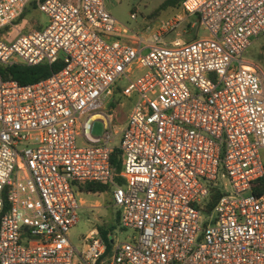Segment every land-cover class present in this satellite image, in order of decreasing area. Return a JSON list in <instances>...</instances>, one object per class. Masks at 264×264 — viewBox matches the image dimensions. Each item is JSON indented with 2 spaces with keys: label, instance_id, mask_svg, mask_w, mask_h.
I'll return each mask as SVG.
<instances>
[{
  "label": "built area",
  "instance_id": "built-area-1",
  "mask_svg": "<svg viewBox=\"0 0 264 264\" xmlns=\"http://www.w3.org/2000/svg\"><path fill=\"white\" fill-rule=\"evenodd\" d=\"M29 7L47 24L0 41V65L62 67L27 85L0 76V264H264V74L242 59L264 0H183L136 33L105 0H0V30ZM198 26L208 35L188 39ZM122 80L117 129L106 99ZM86 183L110 187L128 242L96 227L72 245Z\"/></svg>",
  "mask_w": 264,
  "mask_h": 264
},
{
  "label": "rangeland",
  "instance_id": "rangeland-1",
  "mask_svg": "<svg viewBox=\"0 0 264 264\" xmlns=\"http://www.w3.org/2000/svg\"><path fill=\"white\" fill-rule=\"evenodd\" d=\"M168 0H105L107 12L116 20V22L125 29L131 32L140 31L147 21H154L166 17L167 12H161L160 9ZM161 14L154 20L148 18L154 13ZM131 15L135 19H131ZM47 24L46 16L33 7L27 8L24 16L17 19L12 25L0 30V41L11 42L17 36L26 34L29 31L43 29ZM206 36L208 32L199 26L195 30L190 31L191 36ZM243 60L256 64L264 74V34L252 41L251 46L245 51L242 56ZM127 81L116 82V87L107 91L106 108L112 109L114 124L118 128H124L127 116L129 114L132 100L124 98L117 88H125ZM113 102V107L110 104ZM84 119V118H83ZM82 119V120H83ZM103 125L100 121H95L92 124L91 135L99 137L103 135ZM77 144L82 146L84 143L81 139H77ZM120 137L112 143L119 146ZM261 161L264 165V149L260 152ZM110 190L102 194H91L80 191V186L76 187V197L79 202L83 201L78 210V223L70 231V239L73 246L81 248V239L88 234L92 228L102 227L112 235L114 242H128L135 233L131 230H119L117 227L119 209L114 206L103 205L104 200H108L106 205L111 204ZM99 201L102 207L95 208L94 205ZM206 217V216H205ZM203 217V220L206 218ZM113 228V229H112Z\"/></svg>",
  "mask_w": 264,
  "mask_h": 264
},
{
  "label": "trees",
  "instance_id": "trees-1",
  "mask_svg": "<svg viewBox=\"0 0 264 264\" xmlns=\"http://www.w3.org/2000/svg\"><path fill=\"white\" fill-rule=\"evenodd\" d=\"M183 0H168L162 8L161 12H167L166 17L170 15L172 12L179 9ZM35 9V7H33ZM161 12L157 14H153L148 19L154 20L158 17ZM25 12L22 14L20 19L24 16ZM61 63L58 62L52 65H38V66H24V65H13L10 67L0 65V76L3 80H13L19 83L20 85L32 84L42 79L49 77L52 73H55L61 68ZM113 102L110 104V107H113ZM111 164L115 168V180L117 183L122 184L123 180L120 178V173L122 171V162L120 158V152L117 149L111 154ZM110 190L109 186L101 185L98 183H86L80 186V191L91 194H102L108 192ZM264 192V177L254 182L252 186V193L254 195H260ZM222 194L218 189L212 188L210 190V195L208 198V202L206 203V211H211L216 204L217 200ZM99 232L102 238L107 239L108 230H105L102 227H99ZM113 229V228H112Z\"/></svg>",
  "mask_w": 264,
  "mask_h": 264
},
{
  "label": "crops",
  "instance_id": "crops-1",
  "mask_svg": "<svg viewBox=\"0 0 264 264\" xmlns=\"http://www.w3.org/2000/svg\"><path fill=\"white\" fill-rule=\"evenodd\" d=\"M30 8V7H29ZM106 193V192H105ZM110 193V195H111V191L109 192ZM80 203H83V201H81ZM105 203H108V200L106 201V199L104 200V202H103V205H105V206H113V203H112V196H111V204H109V205H106ZM94 207L95 208H100V207H102V203L101 202H99V201H97L96 202V204L94 205Z\"/></svg>",
  "mask_w": 264,
  "mask_h": 264
}]
</instances>
